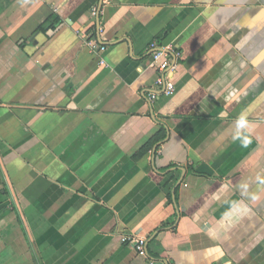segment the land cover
I'll use <instances>...</instances> for the list:
<instances>
[{
  "label": "crops",
  "instance_id": "1",
  "mask_svg": "<svg viewBox=\"0 0 264 264\" xmlns=\"http://www.w3.org/2000/svg\"><path fill=\"white\" fill-rule=\"evenodd\" d=\"M262 181L264 0H0V264H264Z\"/></svg>",
  "mask_w": 264,
  "mask_h": 264
},
{
  "label": "built area",
  "instance_id": "2",
  "mask_svg": "<svg viewBox=\"0 0 264 264\" xmlns=\"http://www.w3.org/2000/svg\"><path fill=\"white\" fill-rule=\"evenodd\" d=\"M87 44L94 52H103L107 48L106 45L90 39H88ZM152 47L154 48L152 66H155L159 72V77L156 80V90L163 91L167 95H172L176 87L168 79V74L176 66V62L172 60L173 52L170 51V47L158 46L156 43L152 44ZM156 95V91L149 93L151 99H154ZM123 241L132 244L139 255L148 257V238L146 236L128 235L123 237Z\"/></svg>",
  "mask_w": 264,
  "mask_h": 264
},
{
  "label": "clouds",
  "instance_id": "3",
  "mask_svg": "<svg viewBox=\"0 0 264 264\" xmlns=\"http://www.w3.org/2000/svg\"><path fill=\"white\" fill-rule=\"evenodd\" d=\"M233 132H234V135L232 139L234 141H238L241 147H244V148L248 147V145L251 143V139H250V133L248 132V120L245 115H241L235 120ZM262 183H264V181H262ZM242 187L245 189L247 198L250 201H257L260 199V196L258 193H248L247 192V188H248L247 184L243 185ZM234 206L241 207L242 211L247 210L245 207L239 204H235Z\"/></svg>",
  "mask_w": 264,
  "mask_h": 264
},
{
  "label": "trees",
  "instance_id": "4",
  "mask_svg": "<svg viewBox=\"0 0 264 264\" xmlns=\"http://www.w3.org/2000/svg\"><path fill=\"white\" fill-rule=\"evenodd\" d=\"M44 24L40 25L38 27V30H47L49 28H54L56 26L58 18L55 16V14H52Z\"/></svg>",
  "mask_w": 264,
  "mask_h": 264
}]
</instances>
